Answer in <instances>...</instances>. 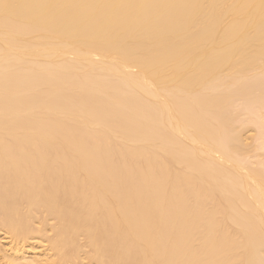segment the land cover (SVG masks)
Returning <instances> with one entry per match:
<instances>
[{
    "label": "bare ground",
    "instance_id": "obj_1",
    "mask_svg": "<svg viewBox=\"0 0 264 264\" xmlns=\"http://www.w3.org/2000/svg\"><path fill=\"white\" fill-rule=\"evenodd\" d=\"M259 74L264 0H0V264H264Z\"/></svg>",
    "mask_w": 264,
    "mask_h": 264
},
{
    "label": "rangeland",
    "instance_id": "obj_2",
    "mask_svg": "<svg viewBox=\"0 0 264 264\" xmlns=\"http://www.w3.org/2000/svg\"><path fill=\"white\" fill-rule=\"evenodd\" d=\"M256 75H258V74H256ZM256 75H254V76L251 77V78H253V80L250 78V79L252 80V84H253L254 82H260V81H261V85H260L259 87H261V88H260L261 90H264V86H263V85H264V75H260V74H259V75H260L259 77L256 76ZM255 77H256V79H255ZM260 77H261V78H260ZM250 79H249V80H250ZM253 81H254V82H253ZM249 82L251 83V81H249ZM248 84H249V83H248ZM254 84H255V83H254ZM257 85H258V83H257ZM257 85H255V86H257ZM255 86H253V87H255ZM259 87H255V88H256V91H255V89H253V90L255 91V94H257V95H256L257 97H259V95H260L259 92L262 93V91H259ZM253 90H252V91H253ZM256 92H257V93H256ZM251 94L253 95L254 92H253V93L251 92L250 95L246 96V97H247V100L245 99V101H250V103H251V104H249L250 106L252 105L253 101H255V100H251V98H252V97H251ZM253 96H255V95H253ZM260 96H261V95H260ZM246 97H244V98H246ZM257 97H254V98H252V99H255V98H257ZM242 100H244V99H242ZM242 100H241V99H238V100H237L238 102L236 101V103H235L236 105L234 104V105H233L234 107H233V109H232V110L235 109V111H236L237 113H235V112H234V113H235V114H238V113H239V114H238L239 116H237V117L235 116V117H234L233 115H235V114H234V113H233V114L230 113V114H232L231 116H233V117H231V116L229 115V116H230V120H231V118H232V119H233V118H236V119H234V120H235V121H234L235 124L233 123V121H231L234 125H237V126H238V125L240 124V125H241V128H243V130H244V128H245V129L249 128V129L251 130V131L248 130V129L245 130V135H246V134L249 135L250 133H253V134H254L255 131H253L252 129L257 130L256 133H257L258 136L256 135V138H259V139H260V137L264 136V135H262V133H264V132L261 131L262 127H264V126L262 125V124L264 123L262 118H264V117H262L261 114H262L264 111H263L262 109L259 110V108H257V105H256L255 103L253 104L254 107H253V105H252V107H253L254 110L257 108V110L260 111L259 113H260L261 116L259 115V119H262V120H259V121H260V122L262 121V124H261L262 127H261V125L259 126L260 123H258V122H259L258 120H257L258 122H256V121H254L255 119H251L252 117H253V118L255 117V118L257 119V118H258V115H256L257 113H256V112L254 113V110H253L252 107H251L250 109L253 110V111H252V110H251V111H252L257 117L254 116V115L252 116L253 113H252V114L250 113V112H251L250 109H249V108H248V109L245 108V106L248 107V106H247V103H249V102L245 103V101H242ZM257 100H258V98H257ZM241 101H242V102H241ZM233 103H234V102H233ZM237 103H238V104H237ZM243 103H245V104H243ZM231 106H232V105H231ZM228 110H229V109H228ZM229 111H230V110H229ZM229 111H228V112H229ZM258 111H257V112H258ZM262 111H263V112H262ZM232 112H233V111H232ZM248 112H249V113H248ZM250 114H251V117L249 116ZM248 116H249V117H248ZM263 116H264V113H263ZM260 117H262V118H260ZM248 119H251V120H253L254 122L251 121V120H250V121H251V122H250V121H248ZM237 123H238V124H237ZM256 123H257V124H256ZM240 125H239V126H240ZM263 129H264V128H263ZM246 131H247V132H246ZM263 131H264V130H263ZM261 132H262V133H261ZM248 133H249V134H248ZM258 133H259V134H258ZM260 133H261L262 136L260 135ZM253 134H251V136L255 137V134H254V135H253ZM256 138H255V139H256ZM255 139H253L252 141L255 142V141H256ZM259 139H257V143H258V145H259L260 142H261ZM263 139H264V138H263ZM258 140H259L260 142H258ZM246 142L248 143V141H246ZM250 142H251V140H250ZM263 142H264V141H263ZM261 143H262V142H261ZM251 144H252V143H251ZM251 144L249 145V147L254 146V144H253V145H251ZM255 146H256V145H255ZM259 148H262V149H259ZM263 149H264L263 146H257V148L255 147V148H253V149L250 148L249 155L247 154V155L249 156L248 161L250 162V164L253 163V161H254V165H257L258 163H256V162H259V164H260V166H261L262 168L259 166V164H258V168H257V167L255 168V166H254L253 168L262 171V173H263V170H262V169H264V161H263V160H264V150H263ZM253 152L256 153V154H254V155L251 156L250 153L252 154ZM257 154H258V155H257ZM260 154H262V155H260ZM243 157H244V160H246L245 158H247V156H243ZM243 157H242V158H243ZM255 160H256V161H255ZM261 160H262V162H261ZM248 161L246 162V164L248 163ZM250 164H247V165H250ZM247 165H246V166H247ZM252 166H253V164H252ZM252 166H251V167H252ZM249 167H250V166H249ZM7 241H8V239L4 236V234H1V233H0V244H1L2 242H3V244H4V242H7ZM33 241H34V242H33ZM33 241L31 242V245H30V242H29V243H26V246L29 245V248H30V249H29V248L27 247V248H28V249L26 248L27 251H29V252H33V249L31 248V246L33 245V243H34V245H36L34 251H38V250L41 251V249L44 250V249L46 248V244H44L43 246H41L42 244L39 243L37 240H36V241L33 240ZM4 245H5V244H4ZM31 250H32V251H31Z\"/></svg>",
    "mask_w": 264,
    "mask_h": 264
}]
</instances>
